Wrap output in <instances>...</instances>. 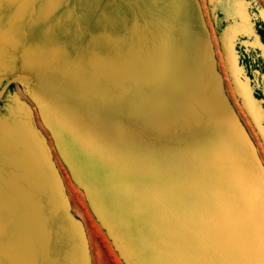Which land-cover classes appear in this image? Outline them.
Instances as JSON below:
<instances>
[{
  "label": "rangeland",
  "instance_id": "obj_1",
  "mask_svg": "<svg viewBox=\"0 0 264 264\" xmlns=\"http://www.w3.org/2000/svg\"><path fill=\"white\" fill-rule=\"evenodd\" d=\"M30 7L0 0V264H138L129 186L149 161L193 180L264 167V0H70L55 15L74 10L83 33Z\"/></svg>",
  "mask_w": 264,
  "mask_h": 264
},
{
  "label": "snow or ice",
  "instance_id": "obj_2",
  "mask_svg": "<svg viewBox=\"0 0 264 264\" xmlns=\"http://www.w3.org/2000/svg\"><path fill=\"white\" fill-rule=\"evenodd\" d=\"M28 3L29 11L36 4L44 5L40 15L51 18L49 27L53 32L66 23L78 25L81 33L85 31L82 16L74 10H69L71 15L67 11L55 15L70 0H28ZM237 3L244 4L245 0ZM4 42L5 35L0 31V74L4 70ZM8 44L10 56H22L25 62L33 59V49L14 51L18 48L14 36L8 37ZM88 139L102 157L111 153L112 162H120L104 140L92 136ZM149 162L153 175L129 186V191L138 198L133 201L138 215L145 218L140 221L141 231L148 232L138 250H134L138 252V264H243L252 252H258L264 264V167H239L238 174L228 179L211 171L205 178L193 180L171 160ZM145 193L150 195L145 197ZM155 219L163 222L161 228L150 227ZM236 221L238 227H229ZM116 243L124 254L119 241Z\"/></svg>",
  "mask_w": 264,
  "mask_h": 264
},
{
  "label": "crops",
  "instance_id": "obj_3",
  "mask_svg": "<svg viewBox=\"0 0 264 264\" xmlns=\"http://www.w3.org/2000/svg\"><path fill=\"white\" fill-rule=\"evenodd\" d=\"M12 82V80H11ZM13 82H18V80L16 79V77L13 78Z\"/></svg>",
  "mask_w": 264,
  "mask_h": 264
}]
</instances>
